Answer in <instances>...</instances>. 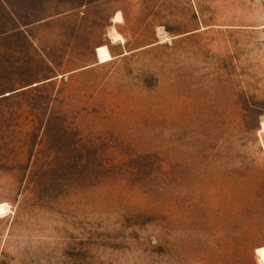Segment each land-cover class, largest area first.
I'll use <instances>...</instances> for the list:
<instances>
[{
  "label": "rangeland",
  "instance_id": "374dc122",
  "mask_svg": "<svg viewBox=\"0 0 264 264\" xmlns=\"http://www.w3.org/2000/svg\"><path fill=\"white\" fill-rule=\"evenodd\" d=\"M1 202L0 264H264V0H0Z\"/></svg>",
  "mask_w": 264,
  "mask_h": 264
},
{
  "label": "bare ground",
  "instance_id": "6f19581e",
  "mask_svg": "<svg viewBox=\"0 0 264 264\" xmlns=\"http://www.w3.org/2000/svg\"><path fill=\"white\" fill-rule=\"evenodd\" d=\"M115 21H122L123 16L121 12H117L115 16ZM113 39L115 40H124V37L122 36L121 33L115 32L113 33ZM98 57L100 62L108 61L113 59V54L110 51L109 47L107 44L101 45V47L98 49ZM8 211V203L7 202H1L0 203V216H3L6 212Z\"/></svg>",
  "mask_w": 264,
  "mask_h": 264
},
{
  "label": "snow or ice",
  "instance_id": "6c2138e0",
  "mask_svg": "<svg viewBox=\"0 0 264 264\" xmlns=\"http://www.w3.org/2000/svg\"><path fill=\"white\" fill-rule=\"evenodd\" d=\"M0 214H2V213H0ZM262 254H264V250H262Z\"/></svg>",
  "mask_w": 264,
  "mask_h": 264
}]
</instances>
